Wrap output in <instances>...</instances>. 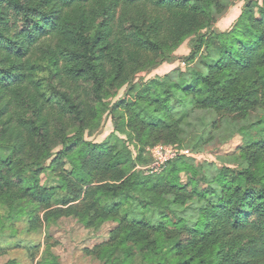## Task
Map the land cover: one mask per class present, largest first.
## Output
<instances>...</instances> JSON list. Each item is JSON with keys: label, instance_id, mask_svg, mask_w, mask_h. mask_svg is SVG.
Returning a JSON list of instances; mask_svg holds the SVG:
<instances>
[{"label": "trees", "instance_id": "1", "mask_svg": "<svg viewBox=\"0 0 264 264\" xmlns=\"http://www.w3.org/2000/svg\"><path fill=\"white\" fill-rule=\"evenodd\" d=\"M143 6L160 14L137 15ZM221 8L219 0H0V240L18 223L36 230L77 203L87 227L118 223L110 264L264 259V4L249 3L230 32L214 29ZM189 38L191 61L204 48L218 60L189 79L143 85L126 105V126L143 145L156 136L198 153L215 138L224 146L245 137L225 156L231 163L197 169L177 159L146 174L145 149L134 157L116 135L104 145L85 139L107 109L108 83L137 69L150 74ZM47 172L59 187L41 184ZM195 198L205 205L190 227L173 204ZM27 248L35 255L40 244ZM41 264L61 263L49 252Z\"/></svg>", "mask_w": 264, "mask_h": 264}, {"label": "rangeland", "instance_id": "2", "mask_svg": "<svg viewBox=\"0 0 264 264\" xmlns=\"http://www.w3.org/2000/svg\"><path fill=\"white\" fill-rule=\"evenodd\" d=\"M222 8L215 13L216 23L215 30L217 32H230L233 30L238 19L244 13L246 6L251 3L253 6H262L264 0H219ZM142 12H139V11ZM135 9L134 12L142 17L148 16L153 19L160 13L150 7H141ZM258 10V9H257ZM122 13L119 9L118 16ZM192 38L187 39L179 47L174 48L171 62H165L153 70L150 74L146 73V69H137L131 72L128 77H122L106 86L105 103L107 109L103 112L102 118L97 124L90 128L85 133V139L92 143L106 144L115 141L113 135L120 137L126 141L127 145L133 152L134 157H137L141 148L145 149L143 161L147 167L143 170L146 174L162 173L171 161L180 159L188 165L195 166L197 169L202 168L205 162H213L221 168L228 163H231L230 156L237 151L238 146H243L247 143V139L237 136L230 144L222 145L219 138H215L206 145L200 153L196 152L192 147H188L186 143L168 144L158 139L156 136L151 137L145 145L141 144L136 137V133L126 125V105L133 103L134 94L140 90L143 85L149 83L156 78L164 79L170 77L172 81L180 80L181 78H191L194 72H206V65L218 60V54L214 49H203L196 60L191 61L190 55ZM214 64V63H213ZM150 67V65H149ZM136 86V90H131V85ZM134 92V93H132ZM132 93V94H131ZM117 106H119L117 108ZM119 110V111H118ZM125 111V115L124 112ZM129 119V118H128ZM145 132V131H144ZM132 133L134 135H132ZM259 136H257L258 139ZM141 144V147L139 146ZM1 154H8V146L2 148ZM52 161L48 163L51 164ZM160 171L156 172L154 165L162 163ZM65 171H71V165L68 160H65ZM184 182L187 181L186 174H182ZM41 184L45 187H59L60 181L58 177L47 172L40 176ZM206 188V185H202ZM58 196L68 194L67 190H58ZM57 199V197L55 198ZM168 199L174 200V196H168ZM214 200L213 197L209 201ZM53 205V209L61 205ZM205 205L204 201L192 199L185 204H173V209L177 211L188 226L195 227L199 221L200 209ZM77 203L71 206L61 207L64 209L63 215L59 217H50L49 222L39 225L36 230H27L24 222L18 223L13 229H18L14 234L13 229H6L3 232V237L0 240V264H7L10 261L16 264H41L43 256L52 253L55 255L61 264H110L109 252L107 248L111 244V233L114 231L118 223L112 220H106L100 225L87 227L84 220L78 216L80 210ZM49 208L46 212L50 211ZM46 212H43L44 215ZM6 213V209H0V215ZM46 213V214H47ZM53 215V213H52ZM16 237L13 238L12 236ZM24 240L22 247H15L16 243ZM40 244V251L33 255V252L27 246H35ZM7 249L3 251V249ZM255 264H264V259Z\"/></svg>", "mask_w": 264, "mask_h": 264}, {"label": "built area", "instance_id": "3", "mask_svg": "<svg viewBox=\"0 0 264 264\" xmlns=\"http://www.w3.org/2000/svg\"><path fill=\"white\" fill-rule=\"evenodd\" d=\"M162 165H164V162H162V163H156V164L154 165V169H155V171H156V172L160 171L159 169L162 168Z\"/></svg>", "mask_w": 264, "mask_h": 264}]
</instances>
